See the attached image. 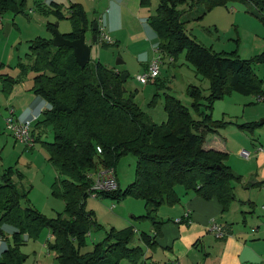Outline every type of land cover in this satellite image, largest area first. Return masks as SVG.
<instances>
[{
  "label": "trees",
  "instance_id": "1",
  "mask_svg": "<svg viewBox=\"0 0 264 264\" xmlns=\"http://www.w3.org/2000/svg\"><path fill=\"white\" fill-rule=\"evenodd\" d=\"M234 1L252 3L255 13L264 20V0H160L149 17L160 39L159 51L173 62L186 52L195 71L210 81L208 94L195 84L187 89L200 118L192 116L179 98L167 95V121L159 124L142 110L137 93L126 88L120 71L92 59L82 67L71 47H56L53 39L39 36L29 41L33 71L30 90L49 104L36 127L53 129V139L41 142L49 161L66 177L57 179L52 186L53 194L65 202V215L48 218L30 203L22 206L20 199L27 198L30 190L19 186L23 175L15 167L6 168L0 182V233L5 224H11L14 231L12 242L0 256V264H24V234L38 238L45 228L53 235L47 248L56 254L60 264H120L123 259L141 264L149 260L142 245L131 244L135 233L131 227L113 228L103 242L94 244L89 254L80 251L91 229L101 226L94 211L86 209L92 185L89 174L109 167L116 171L117 163L127 154L137 158L134 181L125 190L118 186L112 191H101L98 198L119 200L132 195L144 200L147 212L137 218L150 220L155 229L154 235L141 233L147 248L155 246L161 227L169 222L158 218L159 208L181 202L177 189L180 185L186 193L194 190L205 200L217 199L223 211L229 209L236 198L235 183H241L242 175L227 164V152L205 146L206 136L223 126V122L213 118L212 110L215 101L235 91L264 94L262 78L255 72L253 60L216 52L193 37L182 15L198 6H203L205 15L216 6ZM141 4L149 5L150 0H141ZM53 6L57 8L59 4L53 2ZM8 10L25 12V3L0 0V15ZM68 10V15L60 8L54 12L58 19L71 22V31L63 33L66 38L75 40L92 32L100 40L99 24L95 30V22L89 21L82 4L72 3ZM49 28L54 32L56 23L50 22ZM258 60L264 62V53ZM0 78L3 89L9 92L16 79L1 74ZM259 125L245 122L239 127L252 132ZM40 136L41 132L34 136L36 141ZM98 146L102 152H98Z\"/></svg>",
  "mask_w": 264,
  "mask_h": 264
},
{
  "label": "rangeland",
  "instance_id": "2",
  "mask_svg": "<svg viewBox=\"0 0 264 264\" xmlns=\"http://www.w3.org/2000/svg\"><path fill=\"white\" fill-rule=\"evenodd\" d=\"M159 2L160 0H150V4L144 6V15L142 17L147 19L154 14ZM24 3L25 12L17 13L8 10L1 15L3 16L4 24L0 27L3 34L0 41V57H3L5 59L4 62H6L3 70L14 79H19L20 82H24L29 86L33 81L32 60L27 54L30 51L29 41L39 36L53 39L54 32L49 28L50 22L53 24L58 23L57 29L61 33L69 32L71 29L69 28V20L65 18L58 19L56 16H45L43 12H37V10L29 12L30 9L35 8L34 6L31 7L32 0L27 1V3L24 0ZM182 8H186V6H182ZM255 10V7L250 2L234 1L227 5L216 6L205 15H203V6L186 10L182 15V19L186 22L187 31L205 46L212 47L216 52L231 54L232 57L239 56L242 59L253 60V68L257 75L262 78L264 89V62L258 60V56L264 53V20L255 13ZM12 19L20 24L22 32H20L21 36H19V39L13 43V48L6 51L5 40L8 38L11 41L14 38V34L12 36L8 35L5 32V25L11 22L10 20ZM65 24L68 25L67 30L65 29ZM128 24L131 29L139 28V21H133ZM143 26L145 25L143 24ZM13 32L16 33V29H13ZM100 40L94 42L92 47V61H101L106 65L110 64L118 68L121 73L128 74L125 83L126 88L130 92L137 93V102L152 120L159 124L167 121L168 116L164 107L167 95L179 98L190 109L192 116L195 118L201 117L200 112L192 105L193 100L187 89L190 84H195L201 86L204 89V93L208 94L210 92V81L195 71L193 64L186 57V52H181L174 62L170 60L171 57L165 54L159 66V76L147 84H141L137 77L146 72L151 61L143 66V63L138 61L135 51L132 50L133 52H130L131 43L129 41H125V45L121 46L123 49L119 50L115 45L114 39L111 42L105 40L107 44H103L104 41ZM160 53L163 56V53ZM256 102V95L246 94L241 91H235L223 99L215 101L212 115L214 119L223 122V126L219 128L221 134L227 135L233 143L236 142V145L246 141L253 142L252 133L249 131L248 133L244 132L239 127L240 123L238 120H242L241 118L244 114L249 116L252 111L250 107L252 106H262L264 109V102H257L258 104ZM11 108L9 106L5 110L4 100L0 110V125L3 128L2 131H4L0 133V182H2L4 170L8 167H15L23 175L22 181L17 178L20 182L19 186L24 190H30L27 198L22 197L20 199L22 206L30 203L48 218L57 217L60 213L65 215V202L61 196L53 194L52 186L57 179L61 180L66 177L61 175L59 169L49 161L48 151L42 142L35 141L34 145L29 148L15 140L5 123ZM201 111L203 110L201 109ZM263 119H258L259 124ZM261 128L262 125L256 126L254 129L255 134ZM45 139L48 141L53 139L52 128L47 130ZM229 158V161L234 163L237 170L244 173H239L236 169H233V171L238 175L244 174L245 179L249 176L246 175L249 170L255 167V165L252 167L246 165L235 153H230ZM136 161L137 158L133 154H127L122 156L116 165V175H118L120 187L123 190L135 179ZM235 185L236 200H234L236 202H233V200L230 206H238L239 204L237 203L240 202L254 203V205H251L255 209V212L252 213L254 221L261 223L259 221L261 218L258 215H263L264 213V203H262V200L264 201V191L260 190L256 185H243L242 183H235ZM177 189L180 191L181 199L189 194L200 197L194 190L186 193L185 188L181 185ZM252 198H255V202L250 201ZM182 204L180 202L179 205L181 206ZM179 205L173 206L180 207ZM171 208L172 206L170 205L161 206L157 213L158 218L165 214L166 209ZM86 209L94 211L101 226L93 227L88 233L85 243L80 247L82 254H89L94 244L103 242L107 232L113 228L121 230L127 227H131L135 231L131 244L142 245L146 250V254L148 253L150 249L142 241L141 233L145 231L154 235L155 229L150 220L137 218L147 212L144 200L132 195L123 196L119 200L89 196L86 202ZM160 209H162L161 215L159 213ZM250 214H247V216L250 217ZM242 222L241 218L236 225L246 227V224ZM249 224L253 225L252 222ZM6 227L14 228L11 224H5L2 230H6ZM49 231L48 228H45L38 238L24 234V244L21 247V251L27 255L24 264L36 263L37 257L34 251L37 250L36 247L39 246V242L46 239ZM12 234L13 231L10 235V242H12ZM213 234L215 235V233ZM44 236L45 238H42ZM159 237L160 234L157 236L158 244ZM39 238L40 240H38ZM51 240L52 238H50ZM151 253L153 254L152 250ZM50 264L60 263L53 256L50 257ZM120 264L133 263L128 259H123Z\"/></svg>",
  "mask_w": 264,
  "mask_h": 264
},
{
  "label": "crops",
  "instance_id": "3",
  "mask_svg": "<svg viewBox=\"0 0 264 264\" xmlns=\"http://www.w3.org/2000/svg\"><path fill=\"white\" fill-rule=\"evenodd\" d=\"M14 1L20 3L24 0ZM25 1L27 3L29 0ZM53 2L59 4L57 8H60L65 15L69 14L68 8L72 3L82 4L89 21L97 22L100 29L103 28V31L112 37L111 40H115V45L119 50L123 49L121 46L125 45V41L131 43L130 52L135 51L138 61L143 63V66L160 54L158 52L160 39L150 25L149 18H145V20L142 17L144 15V5L141 4V0H32L31 7L34 6L35 8L30 9L29 12L37 10V12H43L45 16H56L54 12L57 8L53 6ZM0 17L2 20L3 16L0 15ZM10 21V29L7 34L11 36L14 34V38L11 41L8 38L5 40L6 51L13 48V43L19 39L20 32H22L20 24L13 19ZM133 21H139V28L131 29L129 27L128 23L131 24ZM3 24L2 20L0 27ZM64 26L67 30L68 25L65 24ZM69 26L72 29L71 22ZM13 29H16L17 32L14 33ZM1 31L0 28V41L3 37ZM94 35L92 32L85 35L86 42L91 46V59ZM164 56L165 53H163L162 60ZM4 61L5 59L0 57V74L9 75L3 70L6 63ZM107 66L120 71L110 64ZM32 85L33 81L28 86L18 79L11 90L7 92L3 89V81L0 78V110L5 100V110L10 106L20 119L32 120L34 136L41 132L40 140H37V142H41L47 137L48 129L37 128L36 123L42 118L43 112L49 104L43 97L30 90ZM250 108L252 110L251 114L249 116L244 114L242 120H238L239 123L258 122V119L264 118L262 106H252ZM6 114L7 112L4 115L6 116ZM260 125H262V128L257 129L259 131L257 134H255V130L251 132L253 142L246 141L236 145V142L233 143L227 135L224 136L218 130V132L206 136L205 146L227 152L228 158L230 153H235L246 165L251 167L255 165L249 170L248 174L245 173L249 175L246 179L242 174L241 183L243 185L259 183L256 187L262 190L261 187L264 184V122ZM2 129L0 125V133L4 132ZM228 158L226 160L227 164L238 172L239 170ZM239 173L244 172L239 171ZM117 179L120 186L118 175ZM254 199L252 198L250 201L255 202ZM235 200L233 202H236ZM181 203H183L181 206L180 203L177 204L180 207L172 206L171 209H166L165 214L159 218L161 220L169 219L168 221L171 222H166L161 227V234L158 238L159 244L156 243L155 246L148 248L150 250H148L146 256L149 257L148 259L151 262L155 264H264V213L258 215L261 218L259 220L261 223L254 221L252 213L255 212V209L251 206L254 203L240 202L237 203L238 206H230L227 211H223V207L217 199L205 200L192 194L181 199ZM262 203H264L263 200ZM247 214H250V217ZM241 218L246 227L236 225ZM211 219H216L221 224L225 233L223 238L217 237L209 230ZM250 222L253 223L252 226L249 224ZM12 231H14V228L6 227V230H2V233H0V256L11 243L10 235ZM42 238H45V236ZM50 238L53 239L51 231H49L46 239L41 240L39 246L36 247L37 250L34 251L37 257L35 264H50V257H56V254L47 248V241Z\"/></svg>",
  "mask_w": 264,
  "mask_h": 264
},
{
  "label": "built area",
  "instance_id": "4",
  "mask_svg": "<svg viewBox=\"0 0 264 264\" xmlns=\"http://www.w3.org/2000/svg\"><path fill=\"white\" fill-rule=\"evenodd\" d=\"M2 23L0 17V24ZM100 39L102 41L111 42V37L107 35L103 28L100 29ZM160 53V51L158 50ZM172 60V58L170 59ZM162 62L161 53L158 54L151 62L149 63L145 73L138 75L137 79L141 84H147L151 80L159 76V66ZM257 102H264V94L256 95ZM32 120L30 119H20L16 116L15 110L11 108L9 114L6 118V127L12 133L17 142L22 143L24 146L31 148L36 141L32 133ZM98 152H102L101 146L97 147ZM89 177L92 179V185L90 189V194L93 197L98 198V194L101 191H112L118 188L119 183L116 175V171L113 167L101 168L95 172L89 174ZM262 190L264 191V184L262 185ZM114 207V206H113ZM264 209V205H263ZM209 230L219 238H223L225 233L222 229L221 224L216 221V219H211L209 223ZM141 264H155L150 260H146Z\"/></svg>",
  "mask_w": 264,
  "mask_h": 264
},
{
  "label": "water",
  "instance_id": "5",
  "mask_svg": "<svg viewBox=\"0 0 264 264\" xmlns=\"http://www.w3.org/2000/svg\"><path fill=\"white\" fill-rule=\"evenodd\" d=\"M58 23H56V27ZM98 28V23H95L94 29ZM10 29V23L6 24V33ZM97 34L93 36V42H97ZM53 44L56 47L68 46L73 49V53L76 61L82 66L85 67L91 60V46L86 42L85 35H81L78 39L70 40L66 38L63 33L59 32L57 28L54 30ZM123 62V61H122ZM128 74L121 73V78L123 81L126 80ZM264 121L262 120L261 123Z\"/></svg>",
  "mask_w": 264,
  "mask_h": 264
}]
</instances>
